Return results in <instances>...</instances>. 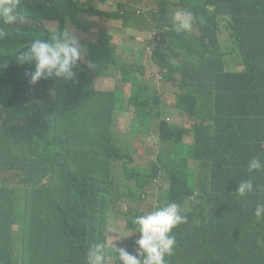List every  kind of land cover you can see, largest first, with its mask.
Masks as SVG:
<instances>
[{"label":"trees","instance_id":"obj_1","mask_svg":"<svg viewBox=\"0 0 264 264\" xmlns=\"http://www.w3.org/2000/svg\"><path fill=\"white\" fill-rule=\"evenodd\" d=\"M94 15L134 19L81 0L0 4V163L11 183L19 182L16 192L3 189L0 197V254L16 252L0 264H91L89 250L106 243L111 212L135 228L140 211L133 201L149 176L168 183L157 196L166 224L155 242L165 264H264V0H168L144 12L159 28L150 40L153 61L169 71L167 80L181 71L177 106L199 119L191 143L183 140L188 128L165 122L173 137L149 167L135 164L134 146L115 117L133 106L131 130L139 123L148 131L162 119L151 104L160 105L161 97L155 91L152 98L151 86L129 66L121 67L124 88L113 91L94 88L92 69L77 70L69 29L92 30ZM46 21L59 31L50 32ZM193 28L199 39L188 36ZM223 28L230 37L225 51L218 44ZM112 39L102 30L89 48L116 69ZM62 46L70 49L72 72L56 75L49 68Z\"/></svg>","mask_w":264,"mask_h":264},{"label":"rangeland","instance_id":"obj_2","mask_svg":"<svg viewBox=\"0 0 264 264\" xmlns=\"http://www.w3.org/2000/svg\"><path fill=\"white\" fill-rule=\"evenodd\" d=\"M3 1L4 0H0L1 3H3ZM81 1L87 6H93L107 13H114L117 11L124 13L127 11L128 14L134 18L131 20L132 24H129L123 16L119 19H113L103 15H94L90 17L95 21V26L92 30L81 31L70 28L69 32L77 42L78 57L81 61V64L77 65V70L80 71L82 69L81 66L85 65L87 69H92L95 72L93 85L96 90L113 91L117 88H124L125 82L122 78L123 72L121 67L129 66L135 69L138 75H142L151 85L149 92L152 98L156 94L154 93L155 91H158L159 95L162 97V105H157L155 102L151 103L154 108H161L163 113L162 119L160 121L158 120V122L153 121L148 125V131H144L145 128L142 130L139 123L137 130H131V123L133 120H136L137 116L133 106H130V111L127 116H120L117 114L115 117L116 128L120 130L124 136H128L129 141L134 146L136 153L135 164L149 167L150 161L156 158L158 150L161 148H169L171 138L173 137V132L169 126L165 125V121L188 129H192L196 122L199 121V119L196 120L188 113L182 112L177 106L178 94L180 93L177 82L165 79L163 75L168 74L169 71H163L162 68L153 61L155 47L150 44V40L155 33L159 32V28L154 27L156 21L149 18V15L145 16L144 12L158 11L159 5L167 4L168 0H140V2L137 0ZM183 6L184 5H179L173 11L175 28L177 27V22L174 18L179 11H181ZM14 15L15 14L12 13V16ZM23 22L25 21L22 19L17 21V23ZM45 26L52 33L59 31L57 22L46 21ZM102 30H107L113 36L110 44L115 48L114 55L118 61L116 69L101 63L100 60L94 57L92 50L89 48V44H98L100 42L99 34ZM194 35L199 39L201 33L196 32ZM218 44L221 51H225L226 47L230 45V37L226 28L218 31ZM207 45L210 49L214 48L212 43H208ZM180 48H183V46H179L175 48V50ZM60 50L63 55L55 56L49 69L56 75H59V73L65 75L71 73L73 67L69 60L66 61L70 49L62 46ZM181 60L182 58H175L173 62L177 64ZM235 62L236 60L232 61V63ZM36 69L42 70L43 66L38 64ZM29 74H31V68L30 71L23 69V82L28 80ZM179 76V74H176V77ZM42 81H44L43 78L38 79V83ZM35 83H37V81ZM22 86H25V84ZM131 103L137 106L136 99H133ZM138 110L141 112L139 107ZM158 135L160 138L165 139L167 143L162 144ZM157 137L159 140L156 139ZM184 140L185 142H193V135L185 134ZM167 186L168 183L162 179L155 180L152 176H149L148 183L138 191L137 199H135L133 203L137 204L142 212H147L153 210L157 206H162L164 203L160 202L157 196L160 190ZM18 187L19 182H14L10 183L4 189H11L13 192H16ZM0 197H2V200L5 198V193H3L2 190H0ZM2 230L5 236H8L9 230L5 223L3 224ZM108 230V248L114 246L117 242L133 237L137 232V229H129L124 219L115 218L113 215L110 219ZM8 255L16 256L14 248L11 250L4 249V252L0 254V263L4 262ZM38 257L39 256H34L35 259H38ZM107 264H114V260H109Z\"/></svg>","mask_w":264,"mask_h":264},{"label":"clouds","instance_id":"obj_3","mask_svg":"<svg viewBox=\"0 0 264 264\" xmlns=\"http://www.w3.org/2000/svg\"><path fill=\"white\" fill-rule=\"evenodd\" d=\"M189 32L190 33L188 34V36L191 37L192 34H195L196 32L199 31L197 30V28L195 29L193 28ZM177 58L178 57H176V59ZM177 65L182 66L183 65L182 60L179 61ZM176 74H179L180 76L176 77ZM181 78H182V73L180 70H177L174 73H172V76L170 77L169 80L176 81L177 87L180 89ZM139 81L143 86H151L145 79H139ZM161 105H162V97H161ZM165 122H167L170 126L175 125L173 123H169L168 121ZM194 127L192 129H188L189 132L183 134V140L185 134L193 133ZM159 152H162V149L158 150L156 158L152 159L151 161L157 160ZM11 177L12 176L9 169L0 163V190H3L6 186H8L11 183ZM146 184L147 183H145L144 185H139L136 192L138 193V191L141 190ZM166 188H168V186L162 189H166ZM6 195L7 193L5 194V197ZM135 208H137L140 211V216L136 219L135 222V228H130L125 218L123 217H117V218L124 219L126 222V226L129 229L131 230L137 229L136 234L133 237L117 242L114 246L108 248L107 247L108 232H109L108 230L109 223H108L107 232H106V239H107L106 243L93 244L89 250L88 261L91 264H107V262L111 259L114 260V264H165L162 259L161 251L155 245V242L162 240L165 233L166 219L163 213V208L161 206H157L153 210L147 212H142L137 204H135ZM112 215L114 216L113 212H111V217Z\"/></svg>","mask_w":264,"mask_h":264},{"label":"crops","instance_id":"obj_4","mask_svg":"<svg viewBox=\"0 0 264 264\" xmlns=\"http://www.w3.org/2000/svg\"><path fill=\"white\" fill-rule=\"evenodd\" d=\"M3 209H5V208H2V207L0 206V210H3ZM15 229L17 230V229H18V226H15Z\"/></svg>","mask_w":264,"mask_h":264}]
</instances>
